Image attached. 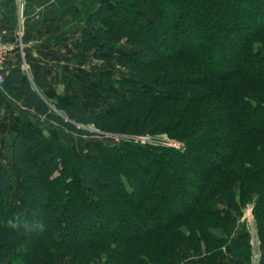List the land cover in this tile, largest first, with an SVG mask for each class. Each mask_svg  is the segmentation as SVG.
<instances>
[{
    "label": "trees",
    "instance_id": "16d2710c",
    "mask_svg": "<svg viewBox=\"0 0 264 264\" xmlns=\"http://www.w3.org/2000/svg\"><path fill=\"white\" fill-rule=\"evenodd\" d=\"M83 27L74 54L130 73L118 82L130 95L91 113L77 94L43 98L41 72L37 90L19 70L1 87L72 133L165 134L184 147L131 138L77 156L20 128L10 166L0 158V263L183 264L182 243L201 256L185 264H264V0H114ZM12 186L23 213L5 200ZM248 205L257 259L235 228Z\"/></svg>",
    "mask_w": 264,
    "mask_h": 264
},
{
    "label": "rangeland",
    "instance_id": "374dc122",
    "mask_svg": "<svg viewBox=\"0 0 264 264\" xmlns=\"http://www.w3.org/2000/svg\"><path fill=\"white\" fill-rule=\"evenodd\" d=\"M114 0H94L92 4L90 0H85V2H79L74 7H72L71 12L63 18V23H68L69 20L73 22H80V25H71L68 36H60V42L58 51L52 52L51 61L52 64V75L49 90H46L44 95L51 94L52 98H48L54 101L65 102L67 95L71 93L77 94L84 105L91 113H96L99 109L109 108L112 104L110 98L113 95H120L121 97L125 95H130L132 88L128 87L129 82L134 78L130 73L126 72L123 68L115 64H107L99 59L93 57V55H86L83 59L78 58L73 52L74 44L79 40V34L85 31L83 24L90 12L100 5H106L107 7H112ZM96 5V6H94ZM74 12V14L72 13ZM73 15V16H72ZM84 22V23H83ZM71 23V22H70ZM1 25V18H0ZM69 30V29H68ZM2 31V28H1ZM80 38V37H79ZM2 41L12 47L23 46L20 43V40L17 44H8L4 41L2 34ZM121 46L126 45L125 40H121ZM14 49V48H13ZM130 52H136V48L128 46ZM19 49L17 53L20 54ZM158 56L161 53H157ZM8 61V59H7ZM5 68L4 70L6 69ZM125 80L128 82L127 86H118V82ZM1 87V86H0ZM57 88L56 91H54ZM140 88L147 91H156L155 86L142 84ZM4 89V88H3ZM6 91V88L4 89ZM10 94L14 95L10 92ZM48 100V101H50ZM23 106V105H22ZM25 109L17 110L15 117H10L9 114L6 116H1L0 119V158L2 163L7 164L9 167L11 164L10 157V141L13 136L11 133H16L20 128H24L27 131L35 132L39 135L54 140L55 142L63 145V147L68 150L70 153L80 156L85 155L89 151V147L92 145L104 144L106 146L115 145L122 140H128L133 138L136 142L143 143L144 141L156 140L166 142L165 145H168L169 142H176L170 139H166L165 134L157 136H127L118 132H108L100 131L93 127H79L81 130L78 133H72L65 128L60 127L58 124L52 121H47L45 118L38 117L32 109L23 106ZM61 114V113H59ZM62 115V114H61ZM22 117V118H20ZM166 140V141H164ZM180 148L184 147V144L181 142H176ZM171 146V145H169ZM178 147V148H179ZM16 179L14 178V183ZM234 192H239V185L234 186ZM6 202L14 205L21 213H23L24 208L22 205L21 198L14 191V187H10L9 192L5 195ZM222 203H225L223 199H220ZM252 205L246 206L242 215L236 221V229L245 225V230L251 233L250 245L254 246L255 250L253 252V258H258V238L255 233V227L252 216ZM254 227V228H253ZM178 251L183 255V264L198 260L201 256L194 254L192 251L188 250L187 247L179 243ZM61 256V255H60ZM0 264H10L8 261L3 260ZM94 264H97V261H93ZM58 264H72L69 259L59 258L57 256ZM169 264H178L169 260ZM257 260H253L252 264H257ZM93 264V263H91Z\"/></svg>",
    "mask_w": 264,
    "mask_h": 264
},
{
    "label": "crops",
    "instance_id": "0c3cea01",
    "mask_svg": "<svg viewBox=\"0 0 264 264\" xmlns=\"http://www.w3.org/2000/svg\"><path fill=\"white\" fill-rule=\"evenodd\" d=\"M78 1L85 2V0H0L4 41L14 45L20 40L23 45L21 50L19 47H12L14 49L8 56L6 69H3L2 72L3 77L10 75L13 70H19L23 75H26L29 83L37 90L33 79L38 72H41L45 80L43 89L39 90V93L45 99L52 97L51 94H48L47 97L44 95L45 91L49 90L50 75L53 74V62L51 61L53 57L51 55L52 52L56 53L59 49L60 36L67 37L73 26L81 24L72 20H69L68 23L62 22L63 18H67L65 15L71 12L72 7L79 4ZM90 1L91 5L94 0ZM72 13L74 14V12ZM71 25L73 26L71 27ZM17 49L20 54L16 52ZM56 90L57 88L54 91ZM70 95H67L66 99ZM22 105L34 112L32 107L0 87L1 116L9 114L10 117H15L17 110L25 109ZM34 114L36 113L34 112ZM36 116L38 115L36 114ZM0 119L5 121V118L0 117ZM11 134L14 135V133ZM3 164L7 166V164Z\"/></svg>",
    "mask_w": 264,
    "mask_h": 264
},
{
    "label": "built area",
    "instance_id": "2783aa9c",
    "mask_svg": "<svg viewBox=\"0 0 264 264\" xmlns=\"http://www.w3.org/2000/svg\"><path fill=\"white\" fill-rule=\"evenodd\" d=\"M0 18H1V4H0ZM19 49L21 50V46ZM12 50H13V48H10V46L6 45L2 41V31H1V25H0V86H1V83L4 79L3 73H2L3 69L5 68V65L7 64L8 56L11 54ZM164 141H166V140H164ZM168 145H171V146L176 147V148L179 147L176 142H169Z\"/></svg>",
    "mask_w": 264,
    "mask_h": 264
},
{
    "label": "bare ground",
    "instance_id": "6f19581e",
    "mask_svg": "<svg viewBox=\"0 0 264 264\" xmlns=\"http://www.w3.org/2000/svg\"><path fill=\"white\" fill-rule=\"evenodd\" d=\"M254 228V227H253Z\"/></svg>",
    "mask_w": 264,
    "mask_h": 264
},
{
    "label": "water",
    "instance_id": "95a60500",
    "mask_svg": "<svg viewBox=\"0 0 264 264\" xmlns=\"http://www.w3.org/2000/svg\"><path fill=\"white\" fill-rule=\"evenodd\" d=\"M121 143V142H120Z\"/></svg>",
    "mask_w": 264,
    "mask_h": 264
}]
</instances>
